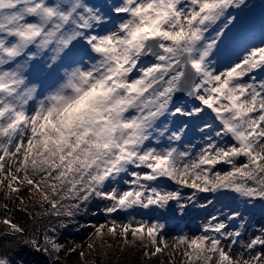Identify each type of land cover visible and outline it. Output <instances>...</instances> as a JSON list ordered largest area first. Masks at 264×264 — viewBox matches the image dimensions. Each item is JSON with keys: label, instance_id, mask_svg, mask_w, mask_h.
<instances>
[{"label": "snow or ice", "instance_id": "6c2138e0", "mask_svg": "<svg viewBox=\"0 0 264 264\" xmlns=\"http://www.w3.org/2000/svg\"><path fill=\"white\" fill-rule=\"evenodd\" d=\"M244 6L246 0H0V173L5 158L24 173L22 180L8 173L11 191H19L18 180L36 190L47 185L57 198L44 193L41 203L70 219L96 198L112 202L109 214L180 201L179 191L156 186L162 179L264 199V40L217 68L238 19L233 13ZM178 116L214 133L195 155L178 146L188 128L173 130ZM220 164L229 170L214 171ZM210 219L216 222L204 231L217 235L179 238L187 264H212L213 257L240 264L221 238L237 242L241 232L228 231V221L243 224L241 212ZM162 227L127 224L120 234L155 244ZM104 228L96 231L101 241ZM108 232L117 234L115 223ZM48 244L62 250L50 238ZM257 245L264 247V234L247 248ZM252 262L264 264V252Z\"/></svg>", "mask_w": 264, "mask_h": 264}, {"label": "rangeland", "instance_id": "374dc122", "mask_svg": "<svg viewBox=\"0 0 264 264\" xmlns=\"http://www.w3.org/2000/svg\"><path fill=\"white\" fill-rule=\"evenodd\" d=\"M233 14L238 19L235 25L231 26L224 51L217 58L218 70H223L236 62L244 55L247 48L260 45L264 40V0H246V6L235 10ZM192 103L189 100L186 106L191 107ZM208 115L214 114H211L209 110ZM185 123L188 128L178 146L195 155L206 145L205 137L213 132L201 131L203 123L200 120L190 125L188 118L179 116L174 119L171 127L177 130ZM216 123L218 128L219 122L216 121ZM227 143L231 141L228 140ZM17 167L19 163L12 165L11 160L5 158V171L0 173V181H3L0 183V259L8 261V264H81L85 262L88 253L103 251L100 247L105 246L111 249L112 254L115 251L117 256L125 254L124 258H128L130 264H187V258L184 256L186 245L179 244V238L215 236L216 233L204 231L210 223L208 217L215 215L220 220L228 221L229 215L235 211L241 212L244 223L242 224L240 219L228 221L227 230H239L241 236L235 238L237 240L235 244H231V239L221 238L222 246L226 251L230 249V255L234 260L240 261V264L244 261L253 264L252 257L264 252V247L259 245L251 250L247 248L252 239L264 234L262 231L264 230V203L257 204L258 201L264 202V199L255 198L249 202L231 191H218L217 198L214 199L210 195L211 192H198L166 179H162L156 186L165 191H179L181 194L180 201H170L166 208L151 206L144 209L137 206L109 214L105 209L111 206L112 202L96 198L86 206L81 205L80 212L74 218H68V227H59L58 232H47L45 219L48 218L46 217L56 218L57 216L55 209L50 208L47 203H41L42 197L44 193L53 199L57 197L53 196L51 188L47 185H41V190H36L32 185L21 184L19 180L13 184L14 187L19 188V191H11L8 187L11 176L8 173L17 175L20 180L24 176L23 172H16ZM215 170L224 172L229 170V166L220 164ZM29 176L39 181V177H34L31 169ZM51 183L52 181L49 180L48 185ZM126 187L123 183L119 184L122 190ZM193 192L195 196L190 200L189 197H192ZM62 203L73 202L69 200ZM181 204L184 205L183 208L180 207ZM60 210L65 211L63 208ZM5 219L11 220L19 228L24 229L23 234L14 232L9 225L4 224ZM113 223L117 227L116 235L108 232V228L112 227ZM141 223L148 226L153 223L163 225L156 236L155 244H152L151 239L146 235L143 240H140L129 232L125 241L120 234L123 225L132 224L135 228ZM101 225L105 226L103 241L96 235ZM49 238L60 244L62 250H56L48 244ZM35 242H38L41 251H36ZM45 247L47 251L43 250ZM157 247L161 251L156 252ZM73 249L75 251H72ZM215 261L216 257H213L212 264H215ZM116 262L120 264V261ZM112 263L113 260L110 264ZM88 264H101V261L96 259Z\"/></svg>", "mask_w": 264, "mask_h": 264}, {"label": "trees", "instance_id": "16d2710c", "mask_svg": "<svg viewBox=\"0 0 264 264\" xmlns=\"http://www.w3.org/2000/svg\"><path fill=\"white\" fill-rule=\"evenodd\" d=\"M264 203L263 201L258 202V204ZM63 210H62V215H60L59 217L57 216L56 218H52V217H46L48 219H45V223L47 224V232H58V230L60 229L59 227H62L65 224H68L69 219L66 215L63 214ZM59 228V229H58ZM107 246L100 247L101 249H103V251H99V252H94L93 254L88 253L86 260L84 263L81 264H88L89 262H94L96 259H99L101 261V264H110L113 260L112 264H115L116 261H120V264H130V260L125 257V254H119L118 256L116 255V251L113 252V254L111 253V249L106 248ZM107 252L109 254H107ZM111 260V261H110ZM117 263V262H116ZM118 264V263H117Z\"/></svg>", "mask_w": 264, "mask_h": 264}, {"label": "bare ground", "instance_id": "6f19581e", "mask_svg": "<svg viewBox=\"0 0 264 264\" xmlns=\"http://www.w3.org/2000/svg\"><path fill=\"white\" fill-rule=\"evenodd\" d=\"M93 3H96V4H101L103 3V0H92Z\"/></svg>", "mask_w": 264, "mask_h": 264}]
</instances>
